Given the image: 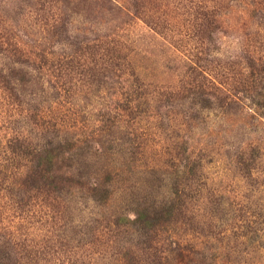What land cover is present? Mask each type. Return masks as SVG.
Instances as JSON below:
<instances>
[{
    "label": "rangeland",
    "instance_id": "374dc122",
    "mask_svg": "<svg viewBox=\"0 0 264 264\" xmlns=\"http://www.w3.org/2000/svg\"><path fill=\"white\" fill-rule=\"evenodd\" d=\"M211 1L51 0L44 7L42 4L34 6L31 0H0V11L23 35L28 55L36 54L38 49L74 53L81 46L80 41L92 42L117 31L118 56L123 57L125 63L124 79L127 82L140 79L150 95L144 113L135 121L120 115L108 135L102 134L110 150L106 155L97 156L90 171L100 179L108 172L106 169L113 171L114 179L108 186L110 198L104 206H97L91 198L92 192L85 187L65 199L67 217L79 225L66 228L67 238L80 235L85 221L106 222L112 215L130 209L133 205L126 202L131 204L136 194L145 195L150 191L154 193L153 198L161 199L162 193L172 191L171 183L175 179L180 181L181 174L175 172V167L166 166V159L173 154L175 145L180 146L187 139L196 154L203 158L202 175L194 191L185 193L188 227L170 230L169 236L190 245L197 264H264V237L254 233L264 216V106H261L264 100L259 98L258 104L253 105L245 99L243 108L229 112L207 107L198 111L202 104L183 88L189 69L185 60L191 45L186 41L189 39L186 34L191 35L192 31L190 13L197 3L212 5ZM255 9L256 4L250 0L225 2L220 7L219 48L215 47L210 62L205 60L201 66L207 67L221 81L231 77L228 66L239 68L231 61L238 59L247 43L257 35L264 37V26ZM53 14H60L67 21L66 36L43 30L41 20ZM182 36L185 37L183 42ZM10 62L6 55L0 56V67L7 70ZM38 63L31 68L29 91H33L34 103L45 100L44 112L60 123L57 128L60 138L76 141L92 135L100 120L103 117L108 120L106 114L122 99L118 94L121 92L118 80H110L108 88H102L101 93L88 90L82 83L70 82V87L66 86L68 97L56 100L52 87L54 74ZM63 83L65 86L66 81ZM259 87L257 91L262 92V85ZM170 91L178 93L166 98ZM20 109L15 100H8L0 90V162L7 155L8 141L14 139L19 128L39 141L35 131L31 132L30 127L25 128L19 122ZM127 135L136 142L128 141ZM131 144L138 148L135 162L126 156L125 147ZM243 149L248 153L256 149L257 159L249 162L252 173L257 176L255 182H249L235 161ZM150 167L154 168V173H150ZM11 208L9 205L8 211ZM13 215L14 218L8 220L13 227L29 228L35 235L53 230L51 221L39 222L36 214ZM129 239L137 240L134 232ZM134 241L130 244L132 249L137 247ZM98 256L89 249L81 254L85 260L98 261Z\"/></svg>",
    "mask_w": 264,
    "mask_h": 264
},
{
    "label": "trees",
    "instance_id": "16d2710c",
    "mask_svg": "<svg viewBox=\"0 0 264 264\" xmlns=\"http://www.w3.org/2000/svg\"><path fill=\"white\" fill-rule=\"evenodd\" d=\"M31 1L34 6L42 4L45 7L51 0ZM233 1L212 0V5L197 3L190 13L192 31L191 35L186 34L189 37L186 41H190L191 45L185 60L189 69L183 88L193 100L202 104L198 111L207 107L209 110L229 112L243 108L245 99L253 105L258 104L259 98L264 100V37L257 35L242 49L238 59L231 61L239 68L228 66L231 72L229 80L221 81L207 67L201 66L205 60L210 62L214 48H219L217 35L222 30L218 17L220 7ZM250 1L256 4L255 12H258L264 26V0ZM66 22L60 14H53L46 20L42 19L41 25L44 31L62 37L68 30ZM22 36L0 11V56L6 55L11 59L9 69L0 67V90L8 100H15L21 106L19 122L25 128L30 127L31 132L35 131V137L39 139L36 141L28 131L19 128L14 139L8 141L7 155L0 162V264H99L98 261L100 264H197L191 246L169 236L170 230L188 227L185 193L194 191L202 175L203 158L196 154L187 139L180 146L175 145L173 154L166 159V166L175 167V172L181 174L180 181L175 179L171 183L172 191L162 193L161 199L157 200L150 191L145 195L136 194L131 204L126 202L133 205L130 209L112 215V219L106 222H99L98 219L85 221L81 224L83 230L80 235L66 237L68 226L74 228L79 225L76 226L73 219L67 217L68 204L64 200L74 191L88 187L97 206L106 204L110 198L108 186L114 179V173L104 169L109 173L106 172L100 179L98 175H92L90 169L97 156L106 155L110 150L103 139L120 115L135 121L144 113L150 95L140 79L128 82L124 79L125 63L124 58L118 56L117 31L92 42L80 41L81 46L77 49L80 55L78 51L52 53L45 52L46 49H38L36 54L28 55ZM38 61L42 69L54 74L52 87L55 99L59 101L68 97L70 82L82 83L88 90L101 93L102 88H108L110 80H118L116 83L121 90L118 94L122 99L108 111V120L105 121L104 117L100 120L101 124L91 133L93 136L89 134L85 139L73 141L57 135L60 123L44 112L45 100L34 103L31 97L33 91H29L31 68L34 69ZM63 81H66L65 86ZM260 85L262 92L257 91ZM71 93L74 94L73 90ZM177 93L170 91L165 96L175 97ZM107 121L112 122L109 124ZM103 133L106 136L103 137ZM127 136L128 141L136 142L134 137ZM125 150L129 161L135 162L138 148H133L131 144ZM256 157V149L249 153L243 149L236 155L237 166L249 182L257 179L252 167H249V162H254ZM153 170L150 167V173H154ZM25 195L26 198L22 197ZM13 198L17 200L12 201ZM9 205L12 208L8 211ZM41 208L42 211H39ZM13 213L20 217L36 214L39 222L51 221L53 230L35 235L29 228L13 227L11 220L8 221L14 218ZM261 222L254 233L264 237V216ZM133 232L137 236L135 241L129 239ZM133 241L136 242V249L130 247ZM87 249L99 255L98 261L81 257Z\"/></svg>",
    "mask_w": 264,
    "mask_h": 264
}]
</instances>
